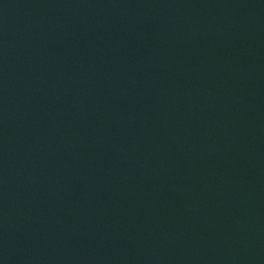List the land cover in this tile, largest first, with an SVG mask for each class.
<instances>
[{"label": "water", "instance_id": "obj_1", "mask_svg": "<svg viewBox=\"0 0 264 264\" xmlns=\"http://www.w3.org/2000/svg\"><path fill=\"white\" fill-rule=\"evenodd\" d=\"M0 264H264V0H0Z\"/></svg>", "mask_w": 264, "mask_h": 264}]
</instances>
